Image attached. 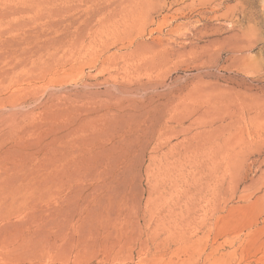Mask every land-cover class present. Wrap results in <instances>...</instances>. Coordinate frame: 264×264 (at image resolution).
<instances>
[{
    "label": "rangeland",
    "instance_id": "rangeland-1",
    "mask_svg": "<svg viewBox=\"0 0 264 264\" xmlns=\"http://www.w3.org/2000/svg\"><path fill=\"white\" fill-rule=\"evenodd\" d=\"M0 264H264V0H0Z\"/></svg>",
    "mask_w": 264,
    "mask_h": 264
}]
</instances>
